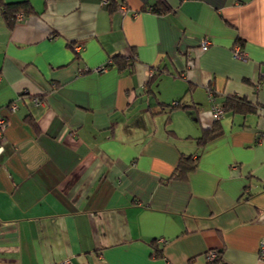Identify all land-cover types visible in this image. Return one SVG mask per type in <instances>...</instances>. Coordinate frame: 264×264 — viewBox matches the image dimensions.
<instances>
[{"label":"crops","instance_id":"obj_1","mask_svg":"<svg viewBox=\"0 0 264 264\" xmlns=\"http://www.w3.org/2000/svg\"><path fill=\"white\" fill-rule=\"evenodd\" d=\"M0 118V264H264V0H0Z\"/></svg>","mask_w":264,"mask_h":264},{"label":"trees","instance_id":"obj_2","mask_svg":"<svg viewBox=\"0 0 264 264\" xmlns=\"http://www.w3.org/2000/svg\"><path fill=\"white\" fill-rule=\"evenodd\" d=\"M167 9V6L161 2L159 5H155L152 9L153 12L161 13L163 10ZM34 11L32 10L31 6L27 2H21V3H13V4H7L4 6V9L2 11V16L6 21V24L9 26V28H12L13 24L16 22V17L18 14L26 16L33 14ZM111 65L115 64L119 69L129 68L128 62L125 60V57H113L111 60ZM154 81V76L150 77V80L147 82V86H150ZM179 105L178 102L169 104H163L161 103V109L165 111V108L167 107L166 111L172 110V108L177 107ZM224 111L232 110L235 112L240 113H249L253 112L255 109L253 105H251L249 102H247L245 99L236 97V96H230L227 97L226 100L222 103L220 106ZM216 123V122H215ZM218 135V128L216 126H211L207 128L202 136L197 140V142L203 146L208 141L216 138ZM196 165V160L191 159V157L182 158L181 162L177 165L174 173L175 178H183L189 171H191ZM218 252H216V257L214 259V264L218 262Z\"/></svg>","mask_w":264,"mask_h":264},{"label":"built area","instance_id":"obj_3","mask_svg":"<svg viewBox=\"0 0 264 264\" xmlns=\"http://www.w3.org/2000/svg\"><path fill=\"white\" fill-rule=\"evenodd\" d=\"M21 18V15L18 14L16 19H20ZM209 45V42H207V40H203L201 42V49L202 50H206L207 47ZM74 50L76 52H79L80 50V47L77 46V47H74ZM233 56L237 59H240V60H245V54L243 52L240 51V49L238 47H234L233 48V52H232ZM106 68L104 67H99L96 69L97 72H102V71H105ZM209 98L211 99L212 101V104H211V112H212V115H213V118L214 119H219L220 117L223 116V109L220 107V106H217L215 103H214V98H212V95L209 94ZM37 102V101H36ZM175 104V103H174ZM15 108V106L11 105V110H13ZM5 127H6V120L3 119V118H0V142L2 143V141L4 140V131H5ZM3 151V148H2V145L0 144V153ZM216 257V253L215 252H209L208 255H207V258L208 260L210 261H213ZM61 264H69V262L67 260H63L61 262Z\"/></svg>","mask_w":264,"mask_h":264}]
</instances>
